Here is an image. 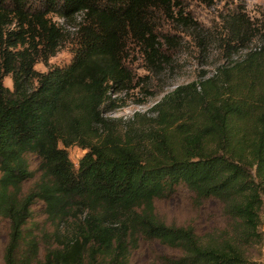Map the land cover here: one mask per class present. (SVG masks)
Returning a JSON list of instances; mask_svg holds the SVG:
<instances>
[{"label": "trees", "instance_id": "16d2710c", "mask_svg": "<svg viewBox=\"0 0 264 264\" xmlns=\"http://www.w3.org/2000/svg\"><path fill=\"white\" fill-rule=\"evenodd\" d=\"M218 27L188 0H0V264H264V8ZM181 35L217 44L213 72L110 117L153 94ZM63 47L69 62L36 69ZM181 191L214 201L217 225L160 219Z\"/></svg>", "mask_w": 264, "mask_h": 264}, {"label": "rangeland", "instance_id": "374dc122", "mask_svg": "<svg viewBox=\"0 0 264 264\" xmlns=\"http://www.w3.org/2000/svg\"><path fill=\"white\" fill-rule=\"evenodd\" d=\"M237 4H241L252 19H257L259 11L264 8V0H213L210 5L198 0H188L189 10L205 28H208L210 33L216 35L219 34L218 26L222 23L223 17L235 9ZM181 39L183 41L174 58L173 67L161 76L153 78V94L147 97L144 92L136 89L127 98V105L110 113V117L126 119L135 112L148 113L155 103L165 93L173 90L175 86L192 82L204 73L211 74L210 72H213L216 65L221 62L222 51H218L216 43H212L208 49L202 50L194 44L190 37L181 35ZM70 59L69 48L63 47L49 59L47 64L39 62L35 67L39 71H46L52 65H63ZM135 69L138 74H145L141 64L135 65ZM4 84L12 88L11 78L6 77ZM68 152L72 161L78 164L85 151L79 146H71L68 148ZM155 211L158 217L166 223H193L201 231L209 230L219 221V207L214 201H196L185 191H181L170 199L156 202ZM7 240L8 226L5 221L0 219V262L3 261ZM262 258L264 259V257ZM135 259L137 264L152 262L151 257H148L146 253L136 256Z\"/></svg>", "mask_w": 264, "mask_h": 264}]
</instances>
